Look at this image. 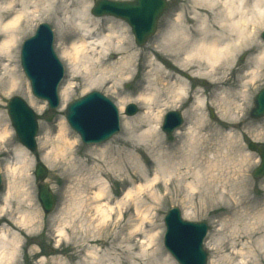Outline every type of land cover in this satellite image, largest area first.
<instances>
[{"label":"rangeland","instance_id":"374dc122","mask_svg":"<svg viewBox=\"0 0 264 264\" xmlns=\"http://www.w3.org/2000/svg\"><path fill=\"white\" fill-rule=\"evenodd\" d=\"M68 1L89 4L91 13L95 0ZM166 1L167 8L158 21L156 34L141 47L135 44L131 30L124 21L112 17L99 18L113 19L127 27L133 53L141 54L140 63L151 61L163 68L157 81L153 82L149 74L152 68L142 65L137 67V61H134L131 68V75L124 78L114 90L105 86L85 91L83 77L76 75L70 81L73 88L63 107L58 93L60 105L55 111H49L44 101L37 100L31 94L29 83L20 67V49L23 41L34 34L39 24L49 25L54 35V53L64 67L60 87L66 84L70 80V72L69 65L61 56L62 46L55 25L57 16L41 11L39 15L42 18L33 19L23 30L15 55L17 88L10 89L4 70H0V79L3 80V86H0V134L5 126L8 128V134L0 139V209L4 208L0 221L21 240L18 259L11 264H95L94 260L116 264L124 259L121 262L125 264H177L163 246L164 218L173 208L179 210L183 220L207 225V236L203 243L207 255L206 264H225L236 240V251L243 248L246 256L250 250L254 251V254L245 258V264H261L263 261L256 252H259V245H264L260 235L264 232V177H252L253 170L259 165V157L257 153L249 152L248 146L251 142L264 146V117L258 120L250 118L254 97L264 88V68L253 85L247 88V104L241 113L236 114V120L223 119L218 110V102L215 101L213 79L196 72L191 75L189 71L175 68L172 61L173 47H163L168 44H163L161 37L169 29L182 4L181 0ZM263 31L264 27L255 34V51L264 48L260 38ZM246 58V53L236 56L234 63L237 68L243 66ZM229 78L227 85L236 93L237 81L233 75ZM177 79L186 85L188 94L172 103L167 88ZM159 89L161 91L153 95V101L148 103L144 100ZM93 91L107 97L117 107L120 131L103 144L86 146L67 125L64 111L69 103ZM13 96L23 99L37 117L35 156L17 141L6 115V102ZM196 97L203 99L204 106L194 104ZM129 104L137 108V113L132 117L124 114ZM37 107L43 110L37 112ZM147 108L151 117H159L160 140L157 146L139 142L137 134L129 135L123 130L124 121H131L146 113ZM170 111H179L184 124L175 133L166 136L161 131V125L164 115ZM210 111L213 118L210 117ZM62 126L67 129L70 141L77 140L73 149L75 155L71 163L61 160L49 167L47 163L51 160L46 154L58 141ZM189 134L198 136V140L207 137L208 142L204 144L206 149L197 154V163L177 167L182 157L174 152L188 141L186 139H189ZM44 140L48 142L46 149L41 148ZM103 146H106V150L101 152ZM20 148L27 153L24 161L26 168L21 166L24 163H21L18 153ZM166 162L172 167L169 175L175 169L180 173L188 169L192 174L183 179L173 176L176 170L170 176L163 175L158 165ZM38 163L46 168V177L42 183L55 199V206L49 214L43 212L37 199L38 181L34 177V170ZM14 169V180L8 193V183L12 182L8 174ZM195 175L198 177L194 178ZM103 182L110 194L109 206L113 211L106 222H97L92 210L93 197L98 184ZM187 183H192L194 190L186 188ZM136 188H141L140 193L135 194ZM128 191L134 192L131 199L118 206L117 202ZM6 198L9 203L7 207L4 201ZM80 201L84 203V208L79 213L76 207ZM22 213L35 214L38 220L27 229L16 226L21 222ZM60 228L64 229V233L59 236L57 230ZM247 232L252 234L251 238L239 241L238 238Z\"/></svg>","mask_w":264,"mask_h":264},{"label":"bare ground","instance_id":"6f19581e","mask_svg":"<svg viewBox=\"0 0 264 264\" xmlns=\"http://www.w3.org/2000/svg\"><path fill=\"white\" fill-rule=\"evenodd\" d=\"M33 1L0 0V70H4L6 81L11 90L17 88L15 55L19 38L23 35V30L28 23L35 18H42L39 15L41 11L51 12L57 16L55 25L62 46L61 56L69 65L70 80L59 90L62 107L67 102L70 90L73 88L70 81L76 75L83 77L85 91L97 90L105 86H110V90H114L124 78L131 75L134 61L139 62L137 67L142 65L149 69L152 68L149 74L153 82L161 77L163 68L159 64L151 61L140 63L141 54L133 53L128 41L129 36H127L129 31L124 24H118L109 18L95 17V19L91 16L89 4L85 2ZM181 3L169 29L161 37L162 43L168 44L163 47L164 49L173 47L172 61L175 68L184 72L189 71L191 75L196 72L200 76L213 79V86L216 90L215 101L218 102L217 106L221 116L223 119L235 121L236 114L241 113L244 105L247 104L248 95L245 94L249 91L247 88L253 85L264 68V48L255 51L253 45L255 34L264 27V0H181ZM239 53L247 54L246 61L241 68H237L234 63V59ZM231 75L234 76L238 84V89H233L237 91L236 93H233L230 85H227ZM0 84L3 86L2 79H0ZM167 89L172 103L188 94L186 85L178 79ZM1 91L2 87L0 93ZM157 91V93L154 92L155 94L146 97L140 96V98L145 97L144 100L149 103L154 100L153 95H158L161 90ZM199 94L202 95L201 92ZM194 104L202 107L204 101L200 97H196ZM36 110L41 112L43 108L37 107ZM158 118V116L151 117L149 108H147L146 113L136 116L131 121H124L123 130L129 135L137 134L139 142L157 146L160 140ZM152 123L155 124L154 127L151 126ZM7 134L8 128L5 126L0 134V139ZM58 135V141L50 147V152L46 154V157L51 160L47 163L49 167H53L57 161L61 160L71 163L75 155L73 149L76 147L77 140H69V134L64 126L60 128ZM197 138L198 136L191 134L189 139H186L188 141L175 150L174 153L181 154L182 157L181 164H178L177 167L182 164L191 166L197 163V154L201 150L205 151L204 144L208 142L207 137L199 140ZM232 140H234V136ZM47 144L48 142L44 140L41 148L44 149ZM103 150H106V146H103L100 151ZM18 153L21 163H24L27 153L23 148H20ZM44 159L47 160L45 157ZM25 165L24 163L21 166L26 168ZM158 166L160 173L166 176L172 175L175 170L173 176L177 178L183 179L192 174V171L188 169L183 173L175 169L169 175L172 167L167 162L160 163ZM14 171L15 169L10 172V175L8 174L10 180L12 179V182L8 183L10 187L8 193H10L14 180ZM197 177L198 175L194 176V178ZM193 187L192 183H187L186 188L194 190ZM140 189L136 188L135 194L140 193ZM132 194H134L133 191L126 192L121 201L117 202L118 206L130 200ZM93 200L94 218L97 222H106L113 210L109 206L111 197L105 182L98 184ZM4 201L5 207H7L9 204L7 198ZM82 208H84V203L80 201L76 210H79L80 213ZM3 209H0V218ZM36 220H38V216L35 214L22 213L21 222L15 225L27 229ZM57 231L59 236L64 233L63 228ZM244 235L242 238H238L239 241L252 236L248 232ZM260 235L264 242V232ZM236 241L231 247V254L225 259V264H245V258L254 254V251L250 250V254L246 256V253H243V248L236 251ZM20 243L21 240L16 233H11L5 224L0 225V264L16 262ZM258 249L259 252L256 253L258 258L263 260L261 261L263 264L264 245H259ZM121 261H125V259ZM121 261L116 264H125ZM94 262L95 264H106L102 260H94Z\"/></svg>","mask_w":264,"mask_h":264},{"label":"water","instance_id":"95a60500","mask_svg":"<svg viewBox=\"0 0 264 264\" xmlns=\"http://www.w3.org/2000/svg\"><path fill=\"white\" fill-rule=\"evenodd\" d=\"M165 8L164 0H97L92 13L95 16L110 15L124 20L131 27L136 44L142 46L153 35L157 20ZM52 41L51 28L43 24L21 48V67L30 83L31 93L35 98L45 101L50 110L59 105L57 88L63 77V68L53 51ZM254 104L251 117L257 119L264 116V89L258 93ZM135 113L133 105L126 108L127 116ZM7 115L18 141L35 155L37 123L33 111L23 100L12 97L7 102ZM65 119L85 145L108 141L119 131L116 107L96 92L71 102L66 108ZM180 125V115L171 112L165 116L162 130L169 135ZM248 148L257 151L260 157V165L253 176H264V146L250 144ZM35 169V176L40 181L37 184V199L44 213L48 214L53 209L54 198L48 187L41 182L45 179L46 169L40 163ZM164 224V247L178 264H206L207 255L202 247L207 232L205 224L183 221L177 209L167 212Z\"/></svg>","mask_w":264,"mask_h":264}]
</instances>
